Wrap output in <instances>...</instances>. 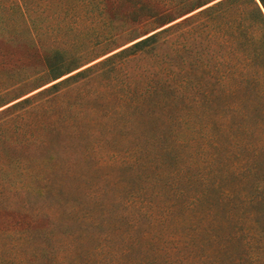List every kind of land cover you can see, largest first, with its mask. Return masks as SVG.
I'll return each mask as SVG.
<instances>
[{
  "label": "rangeland",
  "instance_id": "374dc122",
  "mask_svg": "<svg viewBox=\"0 0 264 264\" xmlns=\"http://www.w3.org/2000/svg\"><path fill=\"white\" fill-rule=\"evenodd\" d=\"M8 4L9 12L0 8V231L30 239L28 247L11 240L0 263L233 264L231 221L217 206L207 209L198 151L182 150L197 165L181 164V178L166 184L135 180L126 166L151 130L131 97L147 60L102 62L172 24L120 35L135 25L98 16L92 0ZM60 58L67 63L48 71ZM190 176L197 181H183ZM257 240L253 253L262 256Z\"/></svg>",
  "mask_w": 264,
  "mask_h": 264
},
{
  "label": "trees",
  "instance_id": "16d2710c",
  "mask_svg": "<svg viewBox=\"0 0 264 264\" xmlns=\"http://www.w3.org/2000/svg\"><path fill=\"white\" fill-rule=\"evenodd\" d=\"M215 1L92 0V6L104 19L120 14L125 24L135 25L120 35L172 24L102 62L147 60L131 97L136 115L152 120L151 130L138 137L127 169L135 180L166 184L174 175L181 178V164L190 170L197 165L193 157L184 159L182 150L198 151L206 161L202 194L207 209L217 206L231 221L228 237L238 246L233 264H264V254L253 253L257 239L264 243V0L260 6L256 0H220L208 6ZM8 3L0 0L3 12H9ZM19 15L29 17L24 9ZM8 16L1 18L5 22ZM66 63L60 58L48 64V71ZM23 235L0 231V240L7 242L0 251L12 246L13 239L28 247L30 237ZM42 256L28 260L36 263Z\"/></svg>",
  "mask_w": 264,
  "mask_h": 264
},
{
  "label": "snow or ice",
  "instance_id": "6c2138e0",
  "mask_svg": "<svg viewBox=\"0 0 264 264\" xmlns=\"http://www.w3.org/2000/svg\"><path fill=\"white\" fill-rule=\"evenodd\" d=\"M256 3L258 6H260L262 4V0H256Z\"/></svg>",
  "mask_w": 264,
  "mask_h": 264
}]
</instances>
